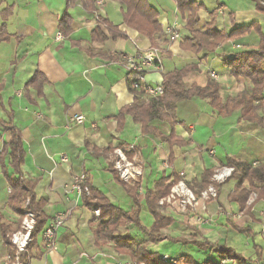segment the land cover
Instances as JSON below:
<instances>
[{"label":"crops","instance_id":"crops-1","mask_svg":"<svg viewBox=\"0 0 264 264\" xmlns=\"http://www.w3.org/2000/svg\"><path fill=\"white\" fill-rule=\"evenodd\" d=\"M147 1L159 11L163 32L178 15L182 18L175 0ZM197 1L206 7L198 12L199 31H206L213 21L225 32L258 21L264 32V15L256 10L252 0H244L242 4L239 0H216L217 5L213 7L207 4L208 0ZM95 5L96 11H91L81 1L0 0V26L5 23L7 33V38L0 41V119L20 132L25 151L21 170L36 181V200L48 217L47 224L59 213L69 215L58 232L57 248L47 251L42 235H39L37 245L31 250L29 264H117L121 260L138 264L128 254L118 252L112 244L97 243L92 232L93 212L83 205L81 194L73 188L75 175L85 173L91 184L102 190L114 204L124 209L128 206L130 209L126 210L134 208L127 191L109 169L110 163L116 160L115 149L129 144L135 149L127 156L141 174L130 181L120 177L131 185L139 182L141 195L165 175L172 180L179 177L173 188L183 182L198 199L183 206L181 198L184 196L169 199L172 188L167 197L159 200L162 213L177 220L172 226L182 225L183 229L189 228L190 233L184 237L168 234L181 240L150 243L151 250L162 255L166 251L161 252L159 247L164 241L181 243L191 250H180L178 256H191L193 260L203 262L211 260L208 258L210 252L203 260H198L193 255L197 249L201 253L207 250L205 248H211L219 254L218 248L225 246L243 256L246 264H264V198L257 200V194L253 193L256 198L250 197L248 203L254 204L247 212V207L231 199L237 187V180L231 175L223 182L216 181L218 195L208 201L192 188L193 182L202 181L205 170L230 166L228 158L254 164L264 162V107L256 109L263 118V125L242 119L240 108L219 113L204 98L181 101L174 127L167 121L155 119L150 123L153 128L150 133H144L142 125L130 115L124 118L123 126L116 118L122 108L136 100L128 84V57L159 44L163 49V70L149 71L147 83L163 84L165 73L185 64L198 63L199 69L185 77L186 85L205 86L214 80L219 84L220 96L225 102L244 90L252 93L253 84L248 78L234 76L221 55L257 48L259 35L252 31L238 40L226 39L215 52L202 58L205 51L194 54L181 49L182 36L187 34L175 41H170L165 32L157 34L153 44L151 39L124 22L123 5L119 0H102V4L95 2ZM9 7L11 12L3 21ZM64 13L69 15L65 31L59 26ZM98 16L107 19L114 29L110 30L106 23L99 25ZM149 96L142 92L138 103L146 102ZM79 114L85 116L83 123L71 120ZM173 130L175 137L164 139ZM10 139L11 130L0 126L2 264L10 257V252L3 239L1 224L15 232L20 220L10 205L8 175L14 174V169L8 148L3 154L5 143ZM110 145L115 148L113 152L107 151ZM195 189L199 190V187ZM174 209L180 213L182 221L175 217ZM258 221H261L262 231L258 229L261 226L255 227ZM236 226H248L251 232H240ZM241 234L247 236L244 245L250 250L246 252L235 247ZM192 239L207 242L209 247L192 244ZM222 256L228 255L220 254V258ZM236 262L233 257V264Z\"/></svg>","mask_w":264,"mask_h":264},{"label":"trees","instance_id":"trees-1","mask_svg":"<svg viewBox=\"0 0 264 264\" xmlns=\"http://www.w3.org/2000/svg\"><path fill=\"white\" fill-rule=\"evenodd\" d=\"M69 1V0H67ZM81 1V3L91 11H96V0H72ZM123 5L124 22L147 36L155 44V36L162 34L163 26L159 20V11L148 3L147 0H119ZM256 10L264 15V0H252ZM177 9L185 20V29L188 35L180 43V47L184 51L198 54L205 51L202 58H206L209 53L215 52L222 41L226 39L238 40L252 31L259 35V44L257 48L251 50H238L230 54H223L222 60L224 64L231 69V73L236 77H244L251 80L253 84L252 93L244 90L236 96H231L222 101L220 96V86L214 80H210L205 86L192 84L187 86L184 79L186 76L199 69L198 63H189L181 67H176L170 72L164 74L163 87L164 92L159 96H149L146 102L138 103V98L142 95V91H133L131 81L129 80V88L134 92L136 100L134 103L125 106L120 110L116 117L120 126L124 124L126 115H130L136 123L142 125L144 133L153 131L150 123L155 120H164L171 124L172 127L177 123L178 104L183 100L193 98L207 99L214 110L219 113H228L234 108L241 109V118L248 120L258 125H263V118L256 113V109L264 107V32L258 21H252L249 24H242L225 32L215 25V22H210L206 31L197 29L198 12L205 9V4L197 0H175ZM8 13L4 15L3 21L10 14V7L6 9ZM99 25L106 23L110 30L112 25L107 19L98 17ZM69 15L64 13L59 20L60 28L65 31L68 28ZM100 28V27H98ZM6 24L0 26V41L7 38ZM38 77L35 75L34 79ZM11 123H5L0 119V126L5 130H11V139L5 143L3 154L7 151L11 159V165L14 169V174L8 175L11 185L10 205L19 214V227L27 211L34 214L35 225L30 233V242L24 251H21L18 256L22 264H29L31 258V250L37 245L39 235L47 225L48 217L42 211L40 202L36 199L34 192L36 181L25 176L21 170V165L24 161L25 151L22 146L20 132L11 126ZM175 137L174 130L169 136H164V139H172ZM8 148V149H7ZM7 149V151H6ZM114 146L110 145L107 151H114ZM227 164L234 168L230 177L237 180V187L231 199L239 202L247 207L250 212L254 202L248 203L253 193L257 194V200L264 198V162L259 161L254 164L244 159L228 158ZM110 171L114 175V179L122 184L128 195L133 201L134 208L126 210L119 205L114 204L106 194L99 188L93 186L86 177L82 184V200L83 205L93 212L92 232L95 235L97 243H110L121 253L128 254L136 263L144 264H167L161 254L149 248L150 243L170 239L179 241L178 237L169 236L163 233V229L174 225L177 220L170 215L162 213L159 200L167 197L173 186L179 180L175 177L173 180L169 176H161L155 181L152 188H147L144 195L139 193L140 183L134 185L128 184L120 177L119 170L115 167V162L112 161L109 165ZM216 170L207 169L202 175V181L193 182L192 188L196 194L200 195L202 191L207 189L209 185L217 187L218 183L213 179ZM199 187V190L195 187ZM248 204V205H247ZM143 206H145L152 216L150 226L144 224L141 214ZM99 210V216L96 217L95 210ZM133 225L139 229L144 238L137 240L131 233H120V227ZM3 239L8 246L10 257L15 259L16 251L12 242V234L9 227L4 223L1 224ZM240 232H251L250 227H238ZM192 244L202 247H209L207 242H199L192 239ZM218 251L223 255L236 257V264H246V259L238 255L234 249L221 246ZM186 262L182 264H220L219 260H207L197 262L190 256H178ZM183 262V261H182Z\"/></svg>","mask_w":264,"mask_h":264},{"label":"built area","instance_id":"built-area-1","mask_svg":"<svg viewBox=\"0 0 264 264\" xmlns=\"http://www.w3.org/2000/svg\"><path fill=\"white\" fill-rule=\"evenodd\" d=\"M98 5L102 4V0H96ZM99 17V16H98ZM97 17V18H98ZM99 19V18H98ZM165 33L168 35L170 41H175L181 38V33L178 29V23L175 21L172 24H169L165 28ZM126 67L129 72V80L131 81V88L133 91H142L150 96H159L164 92V87L162 84L150 85L146 81V75L151 70L162 71L163 70V51L156 46H152L140 53L136 56H131L127 58ZM213 76H215L213 74ZM71 120L76 123H83L85 121V116L82 114L75 115ZM135 149L133 144H129L122 147H117L115 149V167L119 170L120 176L126 180L130 181L132 178H135L141 174V171L136 168L133 161H131L127 153L131 150ZM63 160H67V157H63ZM234 168L230 166H225L220 169H217L214 173L213 179L217 182H223L225 179L230 176L233 172ZM86 178L85 173H80L75 175L73 179V188L79 193H82V184ZM178 195L187 196V198L181 199V204L184 206L186 204H192L196 201L195 196L185 188L183 182H179L174 188L169 197V199H173ZM218 195L217 188L214 185H209V187L202 191V197H212L215 198ZM254 194L253 196H255ZM163 201L161 200V203ZM95 215L99 216V210H95ZM69 215L66 213H59L54 216L51 221L45 226L41 235L44 243V247L47 251H51L56 249L58 246V232L60 228L64 225L67 217ZM35 225L34 214L31 211H27L25 217L22 220L21 227L13 232L12 234V242L14 245V249L16 251L15 259L9 257L5 264H22L18 254L21 251H24L29 244L31 238L30 233ZM85 255V253H83ZM86 256V255H85ZM162 260L167 264H177V261L180 258L171 257L168 254H163L161 256ZM220 264H232V260L230 258L222 257L219 259ZM0 264L2 261L0 260ZM117 264H134L132 261H118Z\"/></svg>","mask_w":264,"mask_h":264},{"label":"rangeland","instance_id":"rangeland-1","mask_svg":"<svg viewBox=\"0 0 264 264\" xmlns=\"http://www.w3.org/2000/svg\"><path fill=\"white\" fill-rule=\"evenodd\" d=\"M238 1V0H237ZM243 1L244 0H239L238 1V3H243ZM207 4L208 5H210L211 7H213V6H215V5H217V1L216 0H208L207 1ZM173 17V16H172ZM213 19L215 18V16H214V14H213ZM177 22L178 23V29H179V31H180V33H181V36H182V34H189L188 33V31L185 29V20H183L179 15H178V17H176V18H174L173 19V21H171L170 23L172 24L173 22ZM263 23H264V16H263ZM181 25H182V27H181ZM183 38L182 39H184L185 37L184 36H182ZM223 42V41H222ZM221 42V43H222ZM152 46H156V47H158V48H160V50L161 51H163V49H162V46L161 45H159V44H155V45H152ZM220 168H222V167H220ZM220 168H218V169H220ZM206 190V189H205ZM192 193V192H191ZM193 194V193H192ZM196 197V196H195ZM202 197V196H201ZM252 197H254V198H256V195L255 196H252ZM183 198H187V196H184ZM182 199V198H181ZM196 199H197V197H196ZM202 199L204 200V201H208V200H210V199H213L212 197H207V198H205V197H202ZM198 200V199H197ZM196 202V201H195ZM194 202V203H195ZM123 207H124V205H123ZM125 208L126 209H130L128 206H125ZM176 209V208H175ZM174 209V210H175ZM144 211V212H143ZM143 211H142V214H141V218H142V220H143V222H144V224L145 225H147V226H150L151 225V221H152V216H151V214H150V212L145 208V209H143ZM175 217H177L178 219H181V221H182V217L180 216V215H178V214H180L179 212H177L176 210H175ZM192 214V213H191ZM193 215V214H192ZM97 217V216H96ZM261 221H258V222H256L255 223V227L256 228H258V227H260L261 226V223H260ZM260 231H262L261 229H262V226H261V228H258ZM120 233H126V232H129V233H131L137 240H140V239H142V238H144L145 237V235H143L142 234V232L139 230V229H136L133 225H127V226H123V227H120L119 228V230H118ZM165 233H167V234H171V235H174V236H188V233H190V230H189V228L187 229V228H185V229H183V226L182 225H175V226H172V227H168V228H166L165 230ZM191 235H194L193 234V232H191ZM241 237H239V241H235V247L236 248H240V249H242L243 251H248V250H250V248H248L247 247V245H244V242H245V236H246V234H241L240 235ZM247 237V236H246ZM249 240H250V238H249ZM251 241V240H250ZM241 244V245H240ZM188 249L189 250H191L189 247H184L181 243H174V242H168V241H164L162 244H161V246L159 247V250H162L161 252H165L166 251V254H168V255H170L171 257H176V256H178V252L180 251V250H183V251H188ZM205 249H207V250H204L203 252H201L200 253V249H197L196 250V252L195 253H193V255L196 257V259H198V260H200V259H204V256H205V254L209 251L210 252V256H208V258L210 257V259L211 260H219V259H221L222 257H225V256H222L221 258H220V254L221 253H217V250H212L211 248H205ZM197 253V254H196ZM208 254V253H207ZM163 255V254H162ZM191 257V256H190ZM227 258H231V260L233 261V256H226ZM219 258V259H218ZM206 260V259H205ZM209 260V259H208ZM183 261V262H182ZM186 261L183 259L182 260V258H181V260H179V261H177V264H182V263H185ZM232 264H233V262H232Z\"/></svg>","mask_w":264,"mask_h":264}]
</instances>
